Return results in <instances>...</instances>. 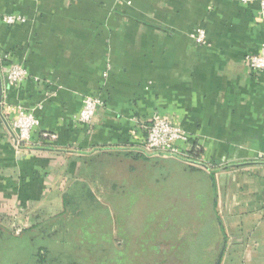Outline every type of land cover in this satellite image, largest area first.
Masks as SVG:
<instances>
[{
    "label": "crops",
    "instance_id": "crops-1",
    "mask_svg": "<svg viewBox=\"0 0 264 264\" xmlns=\"http://www.w3.org/2000/svg\"><path fill=\"white\" fill-rule=\"evenodd\" d=\"M6 15L26 22L9 26ZM199 29L206 44L191 37ZM262 46L258 3L0 0V225L23 222L34 235L101 174L127 168L136 192L150 171L163 222L193 223L186 193L197 178L209 199L196 222L216 231L71 232L97 240V251L73 253L78 264H264V72L246 64ZM14 64L30 74L17 86L7 81ZM89 96L102 105L83 125ZM19 106L40 120L21 146ZM156 116L191 135L185 158L142 151Z\"/></svg>",
    "mask_w": 264,
    "mask_h": 264
},
{
    "label": "rangeland",
    "instance_id": "rangeland-1",
    "mask_svg": "<svg viewBox=\"0 0 264 264\" xmlns=\"http://www.w3.org/2000/svg\"><path fill=\"white\" fill-rule=\"evenodd\" d=\"M127 168L122 170V168H118L115 173L111 175H106L109 178L107 179L104 174H101L97 183L93 184L89 192H82L78 194L76 197L78 202H74L73 206H69L66 211V217L54 220L52 222L38 224L39 226L36 230V234L38 238H41L40 231H45L44 240L40 242L44 243V251L43 256H45L46 263L44 264H59L65 262L66 259L62 260L60 255L63 249L70 250L67 253L73 252H84L87 248L92 250V253L97 251L96 248L98 246L95 245L97 240L91 239H68V234L71 232L80 231L78 227L79 225H85L88 228L86 231H97L103 232V225H108V229H116L118 231H143L148 232L152 230H157L158 228L162 230L175 229H189V230H205L212 233L214 230L216 231V225L212 222L207 221L204 224L200 222H196L200 220L199 218L207 217V202L209 199V194L203 188L200 183H196L197 178L193 180V189L187 191L186 195L188 199L193 200L192 213H193V223L185 224V223H177L174 224L172 222H163L166 220L165 212L168 208H162L160 210L159 206H157V202L155 203L154 191L151 188V183H153V176L150 171L146 175L145 184L139 185V188L136 192L130 190V186L132 181L134 182V178L130 176ZM180 182V180H179ZM128 198L129 202H140L141 200L145 201V205L143 206H124V203L121 202L122 199ZM202 204V206L198 205ZM189 211V209H187ZM184 211L182 210V215ZM79 215H83L84 219L87 217V220L82 221V224L79 222ZM112 216V223L111 222ZM130 218V221L125 224L126 219ZM164 218V219H162ZM184 218V217H183ZM191 220V218H188ZM83 220V219H82ZM163 222V223H162ZM80 223V224H79ZM15 224V223H13ZM11 224V227L12 225ZM23 229L26 228L23 222H18ZM42 225V226H41ZM83 227V226H82ZM29 228V227H28ZM84 231V230H81ZM23 236V235H22ZM30 234L28 235V237ZM65 244V245H64ZM16 251V258L23 253V250L20 247L14 248ZM27 251L22 255L21 261H17L16 264H39L37 260L29 259L27 256ZM80 253V254H81ZM86 253V252H84ZM17 260V259H16Z\"/></svg>",
    "mask_w": 264,
    "mask_h": 264
},
{
    "label": "built area",
    "instance_id": "built-area-1",
    "mask_svg": "<svg viewBox=\"0 0 264 264\" xmlns=\"http://www.w3.org/2000/svg\"><path fill=\"white\" fill-rule=\"evenodd\" d=\"M243 5L258 3L264 13V0H232ZM3 22L9 26L23 24L26 19L20 15H6ZM192 39L198 44H206L207 36L204 30H196L192 35ZM246 64L252 72H264V46H262L259 54L248 55ZM30 77L28 70L20 65L11 66L7 81L12 86L20 85L23 81ZM102 105V100L97 97L89 96L83 101L82 110L78 116V122L83 125H90L93 122L96 111ZM13 130L16 132L17 145H25L31 141L34 128L40 125V120L36 117L33 110L19 106L17 117L13 121ZM193 138L180 126L173 125L170 121L154 117L148 128L147 140L143 146L145 154H162L171 157L185 158L187 155L185 146L192 143ZM11 230L14 235L19 236L23 232L20 224H13Z\"/></svg>",
    "mask_w": 264,
    "mask_h": 264
},
{
    "label": "trees",
    "instance_id": "trees-1",
    "mask_svg": "<svg viewBox=\"0 0 264 264\" xmlns=\"http://www.w3.org/2000/svg\"><path fill=\"white\" fill-rule=\"evenodd\" d=\"M84 192H89L88 190H83ZM82 192V191H81ZM79 193H77L76 197L78 196ZM69 197V196H68ZM69 199V198H68ZM68 199H66V209L65 212L67 211V208L69 206L68 203L69 201H67ZM79 222L82 224V221L87 220V217H83V215H79ZM65 218V217H63ZM83 219V220H82ZM79 223V224H80ZM83 226V227H82ZM105 226L104 231L108 230V225H103ZM78 227L80 232H88L86 231V229L88 228L85 225H79ZM84 230V231H81ZM25 231L26 229L23 230L22 234L19 236H16L13 234L12 230L8 229V228H4L2 225H0V264H12V257H14V255L11 253L14 248H18L20 247L23 250V253H21L22 255L24 254L25 251H27L28 253L27 256H29V259L32 260H37V262L39 264H44L46 263L45 260V256H43V251H44V243H41V241L44 240V231H40V235L41 238H38L37 235L38 234H30V236L28 237V235H25ZM79 232V231H78ZM23 235V236H22ZM71 239V238H68ZM65 245V244H64ZM70 250H65L63 249L60 258L62 257L63 259H66L65 262L62 261V263L59 262V264H78L77 259H75V257L73 256V253H67ZM19 255L16 259L17 261H21L22 259V255Z\"/></svg>",
    "mask_w": 264,
    "mask_h": 264
}]
</instances>
